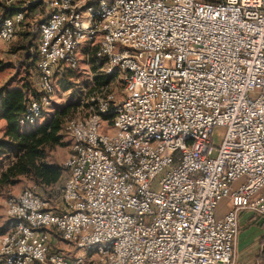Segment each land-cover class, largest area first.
I'll return each mask as SVG.
<instances>
[{
    "label": "built area",
    "instance_id": "2783aa9c",
    "mask_svg": "<svg viewBox=\"0 0 264 264\" xmlns=\"http://www.w3.org/2000/svg\"><path fill=\"white\" fill-rule=\"evenodd\" d=\"M0 4L13 12L0 41L38 34L37 98L20 127L44 117L83 47L123 85L121 98L90 93L68 122L60 200L29 189L7 200L0 264H236L241 215L264 219V0ZM215 127L226 128L216 156Z\"/></svg>",
    "mask_w": 264,
    "mask_h": 264
},
{
    "label": "rangeland",
    "instance_id": "374dc122",
    "mask_svg": "<svg viewBox=\"0 0 264 264\" xmlns=\"http://www.w3.org/2000/svg\"><path fill=\"white\" fill-rule=\"evenodd\" d=\"M38 10L41 11L42 8L39 7ZM2 13L3 8L0 6V17ZM31 13V15H28V19L26 21L27 24H31L34 20L41 21L43 17H45L42 11L41 14H38V16H36V14L34 15L33 12ZM24 39L25 37L23 36V34L19 33L12 42L0 41V61L5 64L4 70L0 72V88L5 86L6 84H9L11 87L20 86V81L22 80V78H26L27 64L25 60V54H31L33 56L37 53L38 34L32 31L28 35V40L26 42H24ZM23 46H26V49ZM21 47H23V49H21ZM81 50L82 51L79 52L80 63L78 69L75 71L66 70L63 74V77L66 76L73 82L74 88L69 91H65L63 88H61L59 83L61 77H58L55 83L54 101L45 112L44 117L35 126L23 128L21 127V130L35 129L48 120L52 119L54 116H56L57 112H59L63 108H68V113L64 117H62V145H59L52 151H49L47 158L48 163L59 165L63 168V164L68 159L71 153L73 143L67 131V125L71 119L81 117L85 114L87 110V96L95 90L101 88L102 86H109L111 89L116 91L118 98H121L123 96V85L120 83V79L118 78L119 75H113V79L108 84H97V81H103V78H105L106 75H104L103 72L96 67L95 69H93V66L90 64V59L88 58L89 49L83 47L81 48ZM36 79L37 74H32V77L29 78V82H31L33 86H35ZM2 124L3 123H0V139L3 137L4 132ZM101 132L105 134L114 133L113 130L109 127V119L103 120ZM225 135V127L214 128L211 135V141L214 147V156H216ZM7 164V162L1 163L0 173L2 169L6 168ZM62 188L63 184L61 183L54 189L56 192H59V196L57 198L58 200H60ZM28 189L34 190L40 193L45 198H48V195L39 190L38 186H36L35 183L29 178H21L16 185L8 186L0 192V236L6 233L10 228V221L6 215L7 200L12 197L18 196L21 192ZM49 192H51V190H48V193ZM245 213L250 214L251 218L255 219L256 223V225H254L249 232L252 234L256 232L258 234L261 233L264 235V226H262L264 224V219L259 218L249 212ZM54 243L57 244L56 248L58 250H63L61 249V247H63L64 245L59 244V239L56 236L54 239ZM261 243L262 244L259 252L254 258H252L250 264H264V238ZM67 253L72 254L73 252L68 251ZM237 258L238 254H236V262Z\"/></svg>",
    "mask_w": 264,
    "mask_h": 264
},
{
    "label": "trees",
    "instance_id": "16d2710c",
    "mask_svg": "<svg viewBox=\"0 0 264 264\" xmlns=\"http://www.w3.org/2000/svg\"><path fill=\"white\" fill-rule=\"evenodd\" d=\"M0 6L3 12H6L7 9L1 4ZM12 13V10H9L6 15ZM28 35L23 34L24 42L28 40ZM23 47L26 49V46ZM25 60L26 78H22L20 86L11 87L6 84L0 88V119L6 122L3 137L0 139V165L3 162L8 163L0 173V192L8 186L16 185L21 178H29L39 190L48 195V198L35 191L38 195L44 199L57 200L59 192L54 189L61 183L64 186L67 179L66 170L62 166L48 163L47 158L49 151L62 145V117L68 113L69 109L63 108L57 112L56 116L35 129L21 130L19 120L28 103L37 98L35 86L29 82L32 74L38 73L37 53L33 56L25 54ZM90 64L95 69L92 58ZM4 67L5 64L0 61V72L4 70ZM103 79V81H97V84H108L113 77L105 76ZM59 83L65 91L74 88L73 82L66 76L62 75ZM48 190L51 192L48 193Z\"/></svg>",
    "mask_w": 264,
    "mask_h": 264
},
{
    "label": "crops",
    "instance_id": "0c3cea01",
    "mask_svg": "<svg viewBox=\"0 0 264 264\" xmlns=\"http://www.w3.org/2000/svg\"><path fill=\"white\" fill-rule=\"evenodd\" d=\"M33 14L37 15L40 13L39 10H33ZM32 14V13H31ZM41 14V13H40ZM34 20V19H33ZM21 33H27L20 31L17 35ZM28 34V33H27ZM16 35V36H17ZM23 39V38H21ZM0 123H3L2 127L5 129L6 122L0 119ZM228 211V202L224 201L220 204L217 210V216L223 217ZM256 225L255 219H252L250 214L243 213L240 218V233L238 236L237 244H236V254H238L236 264H250L252 258L256 256L261 248V242L264 238V235L261 233H250L251 228Z\"/></svg>",
    "mask_w": 264,
    "mask_h": 264
},
{
    "label": "water",
    "instance_id": "95a60500",
    "mask_svg": "<svg viewBox=\"0 0 264 264\" xmlns=\"http://www.w3.org/2000/svg\"><path fill=\"white\" fill-rule=\"evenodd\" d=\"M5 16H6V12H5V14L3 15V17H2V18H5Z\"/></svg>",
    "mask_w": 264,
    "mask_h": 264
}]
</instances>
